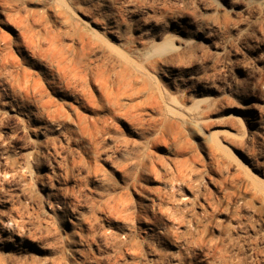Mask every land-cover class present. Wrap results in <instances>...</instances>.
<instances>
[{
  "label": "rangeland",
  "instance_id": "374dc122",
  "mask_svg": "<svg viewBox=\"0 0 264 264\" xmlns=\"http://www.w3.org/2000/svg\"><path fill=\"white\" fill-rule=\"evenodd\" d=\"M8 14L114 92L106 107L99 88L92 104L45 84L106 126L69 125L72 140L0 98V264H264V0H0L11 40Z\"/></svg>",
  "mask_w": 264,
  "mask_h": 264
},
{
  "label": "bare ground",
  "instance_id": "6f19581e",
  "mask_svg": "<svg viewBox=\"0 0 264 264\" xmlns=\"http://www.w3.org/2000/svg\"><path fill=\"white\" fill-rule=\"evenodd\" d=\"M8 17L9 20L17 23L16 25L20 32L17 33L16 39L11 40L0 34V84H2L4 89L2 91L3 89L0 88V98L6 99L7 97H11L15 101L21 100L23 105H36L40 118L48 116L49 119L59 121L64 129L66 128L70 140H72L76 132L67 128L69 125L82 130L93 126L98 132H103L106 126L99 124L100 118L92 121L84 116L73 118L66 111L64 102H56L51 96H47L45 84L47 83V87L51 88L55 94L74 96L81 103L86 101L97 104L96 98L102 94L107 98V102L104 104L106 107L113 105L110 95L114 92L111 88L114 84L109 83L108 80L99 79L98 73L91 65H88L84 61L82 54L76 47L74 48L72 45L66 44L60 38L51 36L50 33L33 32L29 24L22 21L16 22L15 19L10 18L11 14H8ZM13 43L16 45L17 52L21 55L19 58L17 53L12 51ZM44 44H46V47ZM24 49L30 50L32 56L26 55ZM33 67L38 68V72L33 71ZM97 84H99L98 87L96 86ZM128 86L130 87V85ZM97 88L100 89L101 94H96ZM104 105L102 104V106ZM113 107L112 109L115 108ZM119 113L121 114L122 112ZM122 114L129 117V119L139 120V117L135 114L131 113L130 115L127 109ZM105 117L102 116L103 122L106 120ZM126 166L124 165L122 171L128 174ZM140 176L141 174L134 178L132 187L136 188L138 186ZM171 185L172 188L178 186L176 184ZM177 188L180 187L178 186ZM155 193L153 197H155V200H158L156 206L162 209L164 204L167 203V196L162 192L155 191ZM174 193V190L166 192L167 195H173ZM117 198H119L116 200L117 210L119 212L128 211V206H126L128 204L127 199L124 198L123 200L122 196ZM121 200H123V204L120 202ZM152 209L154 210V208ZM126 218L132 219V213H129Z\"/></svg>",
  "mask_w": 264,
  "mask_h": 264
}]
</instances>
